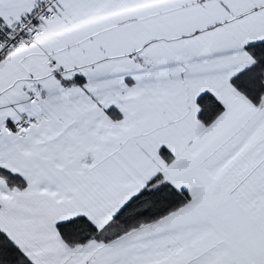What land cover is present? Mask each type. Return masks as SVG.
Instances as JSON below:
<instances>
[{
	"label": "snow or ice",
	"instance_id": "snow-or-ice-1",
	"mask_svg": "<svg viewBox=\"0 0 264 264\" xmlns=\"http://www.w3.org/2000/svg\"><path fill=\"white\" fill-rule=\"evenodd\" d=\"M0 264H264V0H0Z\"/></svg>",
	"mask_w": 264,
	"mask_h": 264
}]
</instances>
